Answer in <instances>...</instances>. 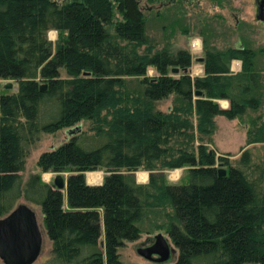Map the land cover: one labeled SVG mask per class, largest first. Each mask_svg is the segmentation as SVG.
Instances as JSON below:
<instances>
[{
	"label": "trees",
	"instance_id": "trees-1",
	"mask_svg": "<svg viewBox=\"0 0 264 264\" xmlns=\"http://www.w3.org/2000/svg\"><path fill=\"white\" fill-rule=\"evenodd\" d=\"M146 25L141 0H0V79L19 85L0 92V216L22 197L41 205L52 242L42 264H126L120 249L141 238L158 208L178 248L170 264H264V153L242 148L234 163L206 144L217 115L233 119L262 106L258 53L206 44L203 74L192 75L191 50L155 49ZM175 66L181 70L170 74ZM150 67L158 74L148 75ZM130 76L142 77L139 91ZM170 96V109L156 107ZM83 121L93 122L91 132L82 126L38 161L43 171H69L67 187L40 173L25 180L27 146ZM248 125V143H264V118ZM184 166V183L135 175ZM98 169L107 174L90 183L86 173Z\"/></svg>",
	"mask_w": 264,
	"mask_h": 264
},
{
	"label": "rangeland",
	"instance_id": "rangeland-1",
	"mask_svg": "<svg viewBox=\"0 0 264 264\" xmlns=\"http://www.w3.org/2000/svg\"><path fill=\"white\" fill-rule=\"evenodd\" d=\"M260 2L261 0H178L176 2L174 0H156L154 2L141 0L147 17L146 29L149 43L153 44L157 50L168 48L176 52L180 48L190 49L193 55L192 66L190 67L192 75L203 74L204 60L200 58L206 56V44L212 49L248 46L258 53L257 66L262 71L264 84V20L257 17ZM49 37L56 41L57 30H51ZM197 40L200 41V45L194 48L192 43ZM237 61L242 64L241 60ZM156 74H158L157 69L150 67L148 75L154 76ZM170 74L177 75L172 70H170ZM141 79L142 77H127L130 88L139 91L142 88ZM7 81H12L13 87H5ZM18 87L19 85L15 80L0 79V92L2 93L16 92ZM173 100L174 96L161 99L156 102V107L168 110L173 106ZM219 102L221 105L225 104L224 100ZM257 116L264 118V101L259 109L250 110L247 116L230 119L224 115H217L215 131L211 135L212 142L207 141L206 144L215 149L218 154L229 156L234 163L241 157L242 148H250L256 157L263 154L264 143H248V123L250 118ZM92 123L91 121H83V129L91 132L90 129L94 125ZM195 123H197L196 120ZM69 137L71 136L65 129L54 133L44 132L35 143L29 144L27 146L26 166L22 172L24 179L27 180L32 173H40L43 181L54 184L58 173L68 177L69 171H43L38 161L44 151L60 145ZM196 142L199 143V141ZM139 172H146L147 177L144 179L139 175ZM152 172L158 173L170 182L184 183L189 180L188 166H184L156 170L140 168L135 172L137 181L148 182ZM106 174L105 169L86 173L89 182L102 180ZM64 191L66 192V190ZM20 202L28 203L34 208L44 230L43 250L34 263L42 264L50 255L52 242L45 230L41 205L34 204L24 197L20 198L18 203ZM167 222L168 217L165 210L158 208L155 213L151 212L143 224L141 238L137 241L127 242L120 249L124 262L126 264H157L140 256L136 252L135 245L145 240L148 235L158 232L169 235L164 227ZM0 264H4L1 259Z\"/></svg>",
	"mask_w": 264,
	"mask_h": 264
},
{
	"label": "water",
	"instance_id": "water-1",
	"mask_svg": "<svg viewBox=\"0 0 264 264\" xmlns=\"http://www.w3.org/2000/svg\"><path fill=\"white\" fill-rule=\"evenodd\" d=\"M264 20L263 15H257ZM205 57H201L204 60ZM181 67L175 66L172 71L177 73ZM189 69L186 68L185 71ZM12 81H7L5 87H13ZM47 84H42V89H46ZM203 94L202 90H197L196 95ZM82 129V124L67 129L69 136L78 133ZM220 174L225 175L227 169L220 167ZM54 184L59 189L67 187V177L58 173ZM44 245V230L40 224L37 213L28 203H18L10 212L0 216V259L4 264H34L40 257ZM136 252L147 260L157 264H170L178 257V248L173 243L169 235L158 232L148 235L145 240L135 245ZM250 264V263H245Z\"/></svg>",
	"mask_w": 264,
	"mask_h": 264
},
{
	"label": "crops",
	"instance_id": "crops-1",
	"mask_svg": "<svg viewBox=\"0 0 264 264\" xmlns=\"http://www.w3.org/2000/svg\"><path fill=\"white\" fill-rule=\"evenodd\" d=\"M235 64H237L236 66H235ZM241 67H242V64H240L237 60H236V62H234L233 63V66H232V69L234 70V71H239L240 69H241ZM221 101H223L224 100V102H225V104H223L222 106L223 107H228L229 106V100H227V99H220ZM219 100V101H220ZM103 181V179L102 180H97V181H94V182H90V183H93V184H97V183H101Z\"/></svg>",
	"mask_w": 264,
	"mask_h": 264
},
{
	"label": "flooded vegetation",
	"instance_id": "flooded-vegetation-1",
	"mask_svg": "<svg viewBox=\"0 0 264 264\" xmlns=\"http://www.w3.org/2000/svg\"><path fill=\"white\" fill-rule=\"evenodd\" d=\"M263 15L264 14V0H261V2L259 3V6H258V13L257 15ZM236 60H239V59H235L233 60V63L236 61ZM233 63H232V66H233Z\"/></svg>",
	"mask_w": 264,
	"mask_h": 264
},
{
	"label": "built area",
	"instance_id": "built-area-1",
	"mask_svg": "<svg viewBox=\"0 0 264 264\" xmlns=\"http://www.w3.org/2000/svg\"><path fill=\"white\" fill-rule=\"evenodd\" d=\"M198 45H200V41H198V40H197V41H194V42L192 43V46H193L194 48H195V47L197 48Z\"/></svg>",
	"mask_w": 264,
	"mask_h": 264
},
{
	"label": "bare ground",
	"instance_id": "bare-ground-1",
	"mask_svg": "<svg viewBox=\"0 0 264 264\" xmlns=\"http://www.w3.org/2000/svg\"><path fill=\"white\" fill-rule=\"evenodd\" d=\"M139 175L141 177H143L144 179L147 177V173L146 172H139Z\"/></svg>",
	"mask_w": 264,
	"mask_h": 264
}]
</instances>
